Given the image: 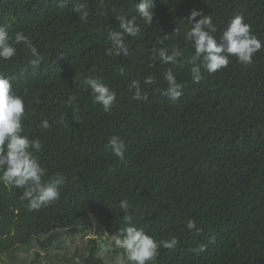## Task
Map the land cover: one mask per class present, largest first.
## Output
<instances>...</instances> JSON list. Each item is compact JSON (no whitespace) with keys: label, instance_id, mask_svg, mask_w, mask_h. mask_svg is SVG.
I'll return each instance as SVG.
<instances>
[{"label":"trees","instance_id":"1","mask_svg":"<svg viewBox=\"0 0 264 264\" xmlns=\"http://www.w3.org/2000/svg\"><path fill=\"white\" fill-rule=\"evenodd\" d=\"M138 2L87 0L83 22L71 11L73 0L65 7L57 0H0V26L10 35L23 32L42 57L33 70L17 45L15 57L0 61V73L25 101L24 134L44 146L36 155L45 179L65 176L60 199L39 211L28 210L22 190L0 182V264H116L117 256L129 264L115 245L127 226L123 199L137 228L158 242L179 241L173 250L159 248L153 264H264V47L249 66L233 57L226 69L202 71L198 84L191 65L162 64L154 51L175 46L193 53L184 39L192 9L212 15L217 38L242 14L264 41V0H154L152 25L137 16L141 35L126 36L129 55H105L108 32L119 31L116 17L136 15ZM168 67L185 85L176 103L160 94ZM147 76L157 83L144 85ZM88 77L116 92L109 113L93 103ZM132 80L147 101L133 99ZM74 106L79 123L72 121ZM44 119L49 129L39 126ZM112 135L126 145L123 161L106 148ZM188 219L199 235L185 228ZM92 232L97 237H88ZM201 244L205 251L192 250Z\"/></svg>","mask_w":264,"mask_h":264},{"label":"clouds","instance_id":"2","mask_svg":"<svg viewBox=\"0 0 264 264\" xmlns=\"http://www.w3.org/2000/svg\"><path fill=\"white\" fill-rule=\"evenodd\" d=\"M58 6L65 7L68 0H57ZM154 0H139L135 5L136 15L128 18L119 15V31H109L107 39L110 47L105 50L107 56L127 57L129 46L127 37H138L141 35V27L136 23L137 16L145 25L151 26L155 15ZM87 0H73L71 11L76 14L79 20L87 22L89 17ZM199 17V19H197ZM191 25L184 34V39L191 43L194 49L190 56H184L182 50L175 46H162L154 49L162 64L177 65L187 63L191 65L190 76L193 83H200L203 79L202 71L209 74L217 73L226 69L234 57L242 66H249L253 63V56L264 47V41L252 33L251 26L245 22L242 14L235 15L227 24L222 34L217 38L215 35L217 27L213 22L212 15H204L198 9H192L187 17ZM174 31V33H176ZM173 33V34H174ZM171 35L159 37V43ZM23 45L28 51L31 59L28 61L30 67L39 69L42 57L32 40L23 32L9 34L6 27L0 26V61H8L17 55V45ZM125 74L124 67H119V75ZM163 80L167 87L160 91V94L176 103L184 95L185 85L178 82L172 67H168L163 73ZM85 83L91 90L93 103L102 106L105 113H109L115 102L116 92L111 90L99 77H88ZM144 85H155L156 79L147 76L143 81ZM133 90V99L147 101L148 94L145 92L138 80H132L129 85ZM75 98L69 99V104L74 103ZM26 119L25 101L21 95L14 90V85L6 74L0 73V182L8 188L22 190L20 199L26 201L29 211H39L48 207L60 199V189L64 185L65 176L59 172L48 176L47 169L42 166L36 153L43 149L39 138H30L24 134L23 121ZM72 121L80 122V109L73 107ZM54 123H64L63 118ZM43 129H49L52 125L47 119L40 122ZM106 148L109 149L118 160L125 159L126 145L119 135H112L108 138ZM121 212L124 213L122 220L127 225L115 238V245L123 250L129 264H153L158 257V249L163 247L173 250L179 241L172 237L169 240L157 241L151 235L145 233L142 228H137L133 222L130 202L123 199L119 202ZM185 228L193 235H199L202 231L197 227L193 219H188ZM211 242V241H210ZM110 249L105 248V252ZM194 252H203L206 245H198L192 249ZM116 264H124V258L117 256Z\"/></svg>","mask_w":264,"mask_h":264},{"label":"rangeland","instance_id":"3","mask_svg":"<svg viewBox=\"0 0 264 264\" xmlns=\"http://www.w3.org/2000/svg\"><path fill=\"white\" fill-rule=\"evenodd\" d=\"M88 237H97V235H96V233H90L89 235H88ZM104 238H105V236H104ZM109 243H111V242H109Z\"/></svg>","mask_w":264,"mask_h":264}]
</instances>
